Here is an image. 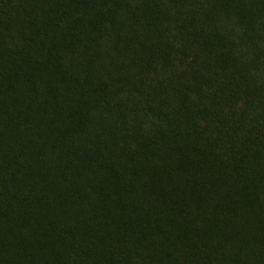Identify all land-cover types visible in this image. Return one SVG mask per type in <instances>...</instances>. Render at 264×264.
Here are the masks:
<instances>
[{"label":"trees","instance_id":"1","mask_svg":"<svg viewBox=\"0 0 264 264\" xmlns=\"http://www.w3.org/2000/svg\"><path fill=\"white\" fill-rule=\"evenodd\" d=\"M0 264H264V0H0Z\"/></svg>","mask_w":264,"mask_h":264}]
</instances>
